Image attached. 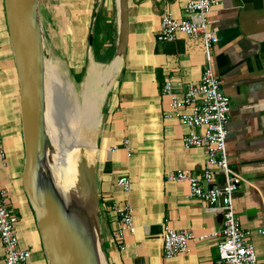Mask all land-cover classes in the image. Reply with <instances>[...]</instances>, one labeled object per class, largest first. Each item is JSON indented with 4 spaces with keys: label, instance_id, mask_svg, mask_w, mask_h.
I'll return each mask as SVG.
<instances>
[{
    "label": "crops",
    "instance_id": "crops-1",
    "mask_svg": "<svg viewBox=\"0 0 264 264\" xmlns=\"http://www.w3.org/2000/svg\"><path fill=\"white\" fill-rule=\"evenodd\" d=\"M117 1L61 0V11L57 12L61 34L73 41L87 38L91 48L89 35L93 34L99 13L100 33L96 35L103 43L100 35L111 21L118 34ZM187 1L128 0L127 51L107 89L95 159L107 264H213L219 255L215 239L199 238L191 242L187 253L171 258L163 253L166 226L189 229L197 235L223 227L219 209L191 195L187 182L167 179V173L176 169L200 171L207 159L204 149L183 146L181 138L187 128L177 117L165 116L173 112L169 98L163 94L168 77L196 84L206 65L201 38L178 33L173 41L157 39L161 12L165 9L182 19ZM0 2L4 5L3 0ZM43 4L41 1L39 12L46 45L48 28ZM3 5L0 98L4 103L0 102V128L5 157L0 156V183L7 189L9 205L19 217L21 245L31 250L29 264H48L22 182L25 152L19 82ZM208 18L218 37L212 51L213 69L231 100L227 154L231 167L243 178L234 196L235 212L241 226L252 231L258 264H264V233L258 232L264 230V0H221ZM125 139L129 141L130 155L123 145ZM120 176L130 178V193L116 184ZM214 182H224L222 173L216 172ZM124 202L134 209L136 229L125 235V248L119 249L114 237L117 215L113 205ZM0 264H4L1 242Z\"/></svg>",
    "mask_w": 264,
    "mask_h": 264
},
{
    "label": "built area",
    "instance_id": "built-area-1",
    "mask_svg": "<svg viewBox=\"0 0 264 264\" xmlns=\"http://www.w3.org/2000/svg\"><path fill=\"white\" fill-rule=\"evenodd\" d=\"M221 4V0H188L185 5L186 16L182 19L173 17L167 10L161 12V24L157 33L160 41H173L178 33L194 38H201L205 52L206 65L198 83L177 82L168 77L163 86V94L169 98L173 112L165 116L177 117L187 128L181 142L187 149L201 148L207 153V159L200 171L176 169L167 173V179L184 181L189 184L191 195L219 209L223 218L220 231L197 235L192 230H177L165 227L163 231V253L171 258L190 250L191 242L199 238L215 239L218 258L213 264H258L252 231L245 229L236 215L234 196L242 182V176L229 162L226 149L231 100L222 89V81L213 69L212 51L218 41L217 34L209 25V14ZM0 128V156L5 157L2 147ZM123 145L130 155L129 141ZM222 173L224 182L216 184V172ZM116 184L125 193L132 190L128 176H120ZM214 208V209H215ZM117 226L114 232L119 249H124L127 233L135 232L134 209L129 202L114 204ZM19 217L9 205V193L0 183V242L3 247L4 264H29L31 250L20 242L17 224ZM263 234L264 230L258 229Z\"/></svg>",
    "mask_w": 264,
    "mask_h": 264
},
{
    "label": "water",
    "instance_id": "water-1",
    "mask_svg": "<svg viewBox=\"0 0 264 264\" xmlns=\"http://www.w3.org/2000/svg\"><path fill=\"white\" fill-rule=\"evenodd\" d=\"M19 82V106L24 141L22 182L32 207L48 264H107L102 240L96 176L80 167L76 192L65 193L50 168L55 145L46 109L48 53L40 19L41 0H3ZM119 31L116 56L127 51L128 0H118ZM93 34L89 36V42ZM56 95L55 105L63 101Z\"/></svg>",
    "mask_w": 264,
    "mask_h": 264
},
{
    "label": "rangeland",
    "instance_id": "rangeland-1",
    "mask_svg": "<svg viewBox=\"0 0 264 264\" xmlns=\"http://www.w3.org/2000/svg\"><path fill=\"white\" fill-rule=\"evenodd\" d=\"M41 1H43L44 3L43 8L46 9L44 20L48 28L46 32L47 35L45 45L46 51L48 53L46 60L50 61L55 66L57 73L63 77L65 84H67V90L69 92L67 100H65L64 98L61 103L59 101L57 103L58 105H55V112L57 115V120L59 121L57 127L60 129L63 126L61 128L62 134H67L66 136L70 138L71 146L74 145L73 147L75 149H81V143H78L79 139L81 137H85L84 139H87V136L89 135V132L91 130L90 124L93 119L90 116L93 115V101L91 100L95 98L97 102L95 105H101L103 122V119L105 117V109L107 107V89L110 85L108 83V79L107 81L105 80V82L101 81V77L99 75L103 72L101 71L102 68H100V71L95 74L93 80L90 83L88 82L89 84L85 83L87 69L90 65L91 60H94L97 66L102 67L107 64V62L111 61V59H113V56L105 63L96 61L93 55V48H90V46H88L87 38H84L83 42L77 40L73 41L70 40V36L61 34V21L59 22L57 19V12L61 11V0ZM2 5L3 4L0 2V10ZM64 8L69 9V6H65ZM98 8L99 7H97V9ZM1 24H4L3 15L0 16V26ZM100 37L101 39H103L104 43L103 51L105 49L111 48L112 50H115L118 34L115 28L114 21L110 22V25L104 29ZM0 43L3 42L0 40ZM4 64L7 65L6 61H4ZM81 72L82 74L78 76L77 74ZM0 102L1 104L4 103V99L2 100V98H0ZM60 108H62V111L64 113ZM1 109L2 105L0 106V110ZM57 109L59 110V113H57ZM65 117L68 118V120ZM58 128L57 131H60ZM71 136H76L77 141L75 143H73V138ZM94 138L96 139V141H98V134L94 136ZM82 139L80 140L82 141ZM98 149L99 146L97 145L96 153ZM83 158L80 162L81 167H87V169H89L90 166L92 176H96V167L93 163L94 160H92L91 163L86 164L87 160L86 158Z\"/></svg>",
    "mask_w": 264,
    "mask_h": 264
},
{
    "label": "bare ground",
    "instance_id": "bare-ground-1",
    "mask_svg": "<svg viewBox=\"0 0 264 264\" xmlns=\"http://www.w3.org/2000/svg\"><path fill=\"white\" fill-rule=\"evenodd\" d=\"M121 61H122V56H116L113 57L111 62L105 64L102 67H99L96 65L94 60H91L90 65L87 69L85 83L88 82L90 83L95 77V74L98 71H100V68H102L101 71L103 72L99 75L101 77V81L105 82V80L107 81L108 79L109 81L108 83L110 84L111 80L115 78L116 74L120 69ZM45 70H46V95H47V109H46L47 126L50 137L55 145V151L52 154V160L49 165L51 171L55 176L59 189L65 193L76 192L81 179V171H80L81 159L83 157L86 158L87 160L86 164H89L92 162V160H94L93 163L95 165V159H96L95 153L97 149V141L95 139L96 137L94 138V136L99 134L102 125L101 105L100 106L95 105L97 103L95 98L91 100L93 101L92 102L93 115L90 116L93 119L90 124L91 130L88 135L89 137L87 136V139H84L85 137L84 138L81 137L80 139L82 138L83 139L82 141L79 139L78 143H81L82 148L75 149L73 147L74 145L71 146V141L70 138L66 136L67 134L66 135L62 134L61 128L63 126L60 129L57 127L59 121L57 120V115L55 112V102H54L55 96L57 94H60L65 98V100H67L69 96V92L67 90L68 89L67 84H65L63 77L57 73L55 66L50 61L46 60ZM60 109L62 111V108ZM57 113H59V110L57 111ZM66 119L68 120V118ZM57 128L60 131H57ZM71 137L73 138L72 139L73 143H75L77 141L76 136H71ZM89 170H90V166H89ZM102 260H103V264H106L103 258Z\"/></svg>",
    "mask_w": 264,
    "mask_h": 264
},
{
    "label": "trees",
    "instance_id": "trees-1",
    "mask_svg": "<svg viewBox=\"0 0 264 264\" xmlns=\"http://www.w3.org/2000/svg\"><path fill=\"white\" fill-rule=\"evenodd\" d=\"M98 19H99V13L97 14L95 18V25L93 27V40L91 42V46L93 48V54L95 57V60L98 62H106L111 59L113 56L114 50L111 49H105L103 51V43L97 38L98 33H100L99 27H98ZM90 36V35H89ZM81 73L77 74L78 76L81 75Z\"/></svg>",
    "mask_w": 264,
    "mask_h": 264
}]
</instances>
